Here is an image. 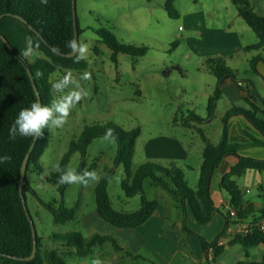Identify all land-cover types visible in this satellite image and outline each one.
I'll return each mask as SVG.
<instances>
[{
	"label": "rangeland",
	"instance_id": "rangeland-1",
	"mask_svg": "<svg viewBox=\"0 0 264 264\" xmlns=\"http://www.w3.org/2000/svg\"><path fill=\"white\" fill-rule=\"evenodd\" d=\"M165 2L166 0H75L76 18L82 30L79 41L88 44L89 53L86 59L87 69L71 72L87 90L88 96L72 110L63 128L50 127L49 140L39 161L44 177L33 167H30L25 176L34 192L26 194L27 210L45 250L59 248L66 255L71 252L69 248H60L52 239L55 234L79 232L88 237L94 233H104L97 223L92 222L95 221L94 218H98L100 223H106L96 214L95 188L99 183L90 182L87 187L80 184L68 185L61 196L57 186L45 180V177L57 170L63 156L69 151L71 142L78 141L86 127H104L107 123H112L124 131L138 128L140 134L132 161V170L135 171L146 162L162 166L176 164L173 160L155 161L156 159L148 158L147 144L152 139L162 137L182 140L192 151L194 160L204 147L202 135L197 129H201L211 143L219 144L222 134L221 119L226 111L232 106L247 107L244 100L231 103L224 97L217 102L211 121L193 123L195 128L192 129L183 126L182 122L190 112L208 118V100L217 81L210 73L207 63L208 59L213 58L212 50L204 47L202 37L196 35L200 32L190 31L189 19L185 20V15L200 12L204 16L202 22L205 26H216V30H220L214 31V34H221L229 25L232 32L244 34L241 29L244 27L257 39L238 16L231 0H175L174 8L178 13V18L175 19L170 18L164 10ZM215 5L219 16L215 15ZM210 13L214 15L210 17ZM99 29L111 32L119 42L136 47L144 46L148 51L141 57L119 53L114 61L112 51L100 42L96 34ZM9 30V37L1 31L0 34L22 54L29 47L27 35L18 28L10 27ZM203 34L206 36V33ZM256 54L264 57V51L242 50L232 57H225V63L238 70L240 76L245 78L244 72H248L250 68L249 61ZM39 57L43 58L38 53L37 58ZM85 71L91 74V78L87 81L80 80ZM65 72H56L52 76L53 83L61 79ZM258 94L261 96L259 91ZM262 94L261 97L264 96ZM59 95L54 91L55 100ZM102 137L91 141L84 156L79 151L73 153L68 167L79 172L85 161V169L92 168L98 172L101 177L99 182L107 178L106 188L113 208L121 212L135 211L140 207L141 197L136 195L127 198L121 188L125 175L123 167L116 164L117 142L103 140ZM176 165L185 173L188 171L183 163L178 162ZM190 177L193 179L189 186L195 189V177ZM143 190L149 200H156L163 206L167 203L171 207V213H178L180 220H184L182 215L184 216L185 210L180 201L155 186L150 178L143 181ZM61 200L67 208H72L80 201V208L76 220L58 225L53 222L44 203H60ZM175 221L172 215L167 219L169 229ZM183 243L190 247L186 241ZM105 246L111 248L110 244ZM97 257L100 258L97 252L86 259L73 257L68 259V264H92V260ZM102 262L106 264L104 260ZM126 264L133 262L128 260Z\"/></svg>",
	"mask_w": 264,
	"mask_h": 264
},
{
	"label": "trees",
	"instance_id": "trees-1",
	"mask_svg": "<svg viewBox=\"0 0 264 264\" xmlns=\"http://www.w3.org/2000/svg\"><path fill=\"white\" fill-rule=\"evenodd\" d=\"M231 1L236 7L238 16L253 31L257 39V42L246 47L245 51H264V17L257 14L249 0ZM174 2L175 0H166L164 3V10L173 19L178 18ZM15 16L22 18L37 32L28 29L29 46L39 43L38 53L43 58H36L31 63H20L17 58L21 54L12 45L8 48L0 38V156L9 155L12 157L10 162L0 163V264H66V254L58 249L45 250L41 238L37 235V252L34 259L23 260L32 253L33 238L20 195V171L22 162L35 138L17 136L15 140H11L9 129L22 109L29 108L33 102H38L27 73L28 68L33 74L41 104L50 106L55 100L52 76L56 72L66 70L84 71L88 64L86 60L77 62L75 57L66 58L63 56L70 53L66 43L74 39L72 0H47V3H42L41 0H0V17L15 19ZM76 22L79 41L82 30L77 18ZM27 25L25 26L27 27ZM96 34L100 42L112 51L114 61L119 53L141 57L148 51V48L144 46L136 47L119 42L111 32L105 29L97 30ZM207 63L210 73L217 79L214 92L208 100V118L205 119L190 112L189 116L183 120V126L195 128L193 123L201 124L211 121L216 103L221 98V87L227 80L233 81L247 94L244 98L247 107L232 106L226 111L221 119L222 134L219 144L211 143L204 136L202 130L197 129L202 135L204 149L195 189L185 183L184 171L174 163L162 166L158 163L146 162L133 171L132 161L140 130L137 128L132 131H124L112 123H107L104 127H86L79 140L71 142L69 151L63 156L59 167H68L71 155L77 151L84 156L87 146L93 139L104 136L106 129H113L118 145L116 164L123 167L125 175L121 182V188L127 198L140 195L141 202L139 209L135 211L115 210L107 193V178H105L95 188L97 215L104 222L116 228H137L145 224L158 208V202L149 200L144 194L143 181L150 178L155 186L178 199L184 210L188 207L198 224H207L216 213L223 216L225 228L211 242L188 230L183 220V230L199 239L206 264H220L219 256L223 253L224 247L219 245V241L230 225H246L247 227L242 234L235 235L228 243L229 245L236 244L243 248L259 245L264 247V231L258 227L259 223L264 221V205L258 209L253 206L245 209L242 190L237 183V179L243 177L248 171L264 172V159L239 155V151L246 146H264V98L258 94L252 80L238 79L236 72L228 67L223 59L210 58ZM259 63L264 64V57L260 54L253 56L249 61L251 70L260 76L257 70ZM232 117H243L249 123L250 129L261 138L242 131L250 138L251 142L247 145L230 143L228 138L229 120ZM49 134L50 127L44 130L42 138L36 139L29 155L26 173L30 167H33L41 177H44L39 161L48 143ZM228 157H233L236 162L219 180V188L226 192L230 199L228 209L223 210L215 206L212 198V185L217 167ZM83 170H85V161L82 162L78 173ZM59 175L60 172L56 170L50 176L45 177V180L49 184L57 186L62 196L68 185L58 183ZM28 192L34 193L25 179L22 185V194L25 200ZM44 206L51 213L53 222L62 225L76 220L80 201L76 202L72 208H67L63 200L60 203L54 201L44 203ZM231 210L235 212L234 217L230 215ZM52 239L61 247L74 249L69 255L78 258L88 257L95 248L102 247L107 243L112 245L115 252L125 251L128 255L133 256L111 234L94 233L84 237L79 232H70L55 234ZM135 258L139 257L135 256ZM237 264H264V259L260 262L240 261Z\"/></svg>",
	"mask_w": 264,
	"mask_h": 264
},
{
	"label": "crops",
	"instance_id": "crops-1",
	"mask_svg": "<svg viewBox=\"0 0 264 264\" xmlns=\"http://www.w3.org/2000/svg\"><path fill=\"white\" fill-rule=\"evenodd\" d=\"M249 2L257 14L264 17V0H249ZM215 7V15L219 16L218 8L216 5ZM213 15V13H210L209 16L212 17ZM203 17L204 16L198 12L185 15V20L189 19L188 25L190 31H196L197 33L200 32V34L196 35L202 37V44H204V47L212 50L211 57L213 58L215 56L212 55L216 54L217 56L215 58H221L225 62V57H232L235 53H239L240 51L245 50L246 47L252 46L257 42V40H255V38L244 29V27L241 28L242 31H244V34H238L235 31L232 32L229 25H227L226 29L221 32V34H214V31L220 30H216L218 28L216 26H205L202 22ZM16 21L18 20L13 18H1L0 31L9 37L10 27L18 28L23 31V34L27 35L28 39V28L24 23L23 25L19 21V23ZM235 23H238V21L235 20ZM203 33H206V36H204ZM11 43L13 44V42ZM231 69L237 73L238 79L243 80L246 78L252 80L261 96L263 95V63L257 65V70L260 76L255 74L251 68H249L248 72H244L245 78H242L238 70ZM246 96L247 94L242 92L239 86L230 80L225 81L221 87L220 99L225 97L230 100L231 103L240 102L244 100ZM242 131H246L256 138H261L260 135L250 129L249 123L243 117H232L229 120V142L242 145L249 144L251 142L250 138L243 134ZM147 149L149 153L147 155L148 158L156 159L155 161H158L159 159H168L173 160L176 164H178V162L183 163L184 167L188 170L186 173L184 172L185 183L189 186V182L192 183L193 179L190 176L193 175L196 181L195 185H197L204 147L199 150V155L197 154L194 160L192 157V151L189 150V147L185 145L182 140H178L177 138L162 137L152 139L147 144ZM239 155L255 159H264V146H246L239 151ZM235 162L236 161L233 157H228L219 164L215 171L212 185V198L215 206L219 209H226L229 206L230 200L229 196L219 188V180L229 171L230 167L235 164ZM237 183L242 190L243 206L245 209L250 206L258 209L264 205V172L259 173L252 170L248 171L243 177L237 179ZM165 204L166 205L163 206L158 203V208L153 216L145 224L137 228H116L108 223H100L98 218H94L95 221L92 222L97 223L101 227L104 232L102 234L113 235L119 241V244L124 247L125 250L131 252L133 256L128 255L125 251L115 252L111 244V248L106 247L105 244L102 247L95 248L93 253L97 252L106 264H126L128 260L133 262V264H206L205 254L201 248L199 239L183 230V221L180 220V215L176 212L171 213V207H169L167 203ZM171 215L174 216L176 221L169 229L167 219ZM182 217H184V222L187 224L186 227L188 230L194 232L208 242L213 241L225 228V219L219 213H216L211 221L205 225L197 223L188 207L185 208V214L184 216L182 215ZM246 227V225H230L227 228L224 236H222L219 241V245L224 247L223 253L219 256L220 264H237L240 261L260 262L264 259V247L262 245L243 248L240 245L228 244L235 235L242 234ZM191 238L192 241H190ZM185 241L190 247H186L183 243ZM60 248L67 249V247L61 246ZM69 249H71L72 252L74 251L72 248ZM60 252H63V249ZM122 254H124L126 258ZM135 256L139 258H135ZM73 257L78 258L67 254L65 256L66 264H68V259Z\"/></svg>",
	"mask_w": 264,
	"mask_h": 264
},
{
	"label": "clouds",
	"instance_id": "clouds-1",
	"mask_svg": "<svg viewBox=\"0 0 264 264\" xmlns=\"http://www.w3.org/2000/svg\"><path fill=\"white\" fill-rule=\"evenodd\" d=\"M41 2L47 3V0H41ZM66 47L76 58L77 62L88 58L89 46L82 40H69L66 43ZM39 48V43L29 46L17 58L18 61L20 63L34 62L38 57ZM90 78L91 74L85 71L80 77V80L87 81ZM52 87L55 92L60 94L58 99L54 100L50 106L33 102L29 108L22 109L9 129V138L11 140H15L17 136L40 139L43 137L46 128H63L68 122L72 110L88 96L87 90L74 78L71 70H66L63 77L56 81ZM102 139L115 140L114 130L111 128L106 129ZM11 159L12 157L9 155L0 156V163L10 162ZM57 171L60 172L58 183L61 185L80 184L87 187L90 182L99 183L101 179L95 169H85L83 172L78 173L71 167L60 168L57 166ZM92 264H103V262L97 257L92 260Z\"/></svg>",
	"mask_w": 264,
	"mask_h": 264
},
{
	"label": "water",
	"instance_id": "water-1",
	"mask_svg": "<svg viewBox=\"0 0 264 264\" xmlns=\"http://www.w3.org/2000/svg\"><path fill=\"white\" fill-rule=\"evenodd\" d=\"M72 15H73V27H74V39L78 40V31H77V22H76V11H75V0H72ZM2 17H0L1 19ZM15 19L19 20L20 22L24 23L25 25L26 22L18 17V16H15L14 17ZM27 28L35 33H37L33 27L27 25ZM0 38L1 40L4 42V44L10 48L11 47V44L9 43V41L2 35L0 34ZM64 57L66 58H73L74 56L69 53V54H66V55H63ZM27 73H28V76H29V79H30V82L32 84V87H33V90L36 94V97H37V101L39 103H41V99H40V95H39V92H38V89L35 85V82H34V77H33V74L31 72V70L28 68L27 69ZM35 141H36V138L33 142V144L31 145L27 155L25 156L23 162H22V165H21V171H20V182H21V186H20V195H21V199H22V204H23V207H24V210L26 212V215H27V218L29 220V223H30V227H31V233H32V238H33V248H32V253L29 257L23 259L25 261H31L32 259H34L35 255H36V252H37V242H36V231H35V227H34V224H33V221H32V218L27 210V206H26V200L24 199L23 197V194H22V185L25 181V176H26V169H27V164H28V161H29V155L34 147V144H35ZM1 256V254H0Z\"/></svg>",
	"mask_w": 264,
	"mask_h": 264
},
{
	"label": "built area",
	"instance_id": "built-area-1",
	"mask_svg": "<svg viewBox=\"0 0 264 264\" xmlns=\"http://www.w3.org/2000/svg\"><path fill=\"white\" fill-rule=\"evenodd\" d=\"M230 215H231L232 217H234V216H235V212H234L233 210H231V211H230ZM258 227H259V229H260L261 231H264V221H263V222H260L259 225H258Z\"/></svg>",
	"mask_w": 264,
	"mask_h": 264
}]
</instances>
